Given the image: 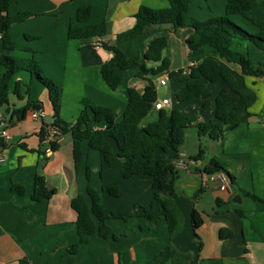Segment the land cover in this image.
Listing matches in <instances>:
<instances>
[{
    "label": "crops",
    "instance_id": "1",
    "mask_svg": "<svg viewBox=\"0 0 264 264\" xmlns=\"http://www.w3.org/2000/svg\"><path fill=\"white\" fill-rule=\"evenodd\" d=\"M249 1L254 16L264 22V0ZM83 6L91 8L86 24L103 23L105 37L102 41L111 43L118 34L132 29L139 7L160 10L168 6V0H10V16L22 12L33 15L12 25L8 33L15 47L19 46L17 48L23 52L25 49L32 51V54L26 52L28 54L24 57L33 58L44 76L59 88V118L73 123L81 110V100L87 99L110 109L118 122L126 106L127 88L143 93L147 82L135 76L138 72L135 67L119 72L121 83L116 91L108 89L101 78L100 68L110 60L111 53L103 48L83 47L81 41L67 38L68 26L76 23L77 9ZM224 12L225 0H189L188 15L196 21L222 16ZM230 18L247 31L257 32L239 16ZM192 32L189 28L174 30L170 25L149 26L138 37L121 44L120 49L128 58L140 57L141 63L142 55L153 39L165 37L167 46L163 56L166 57L167 49H182L183 53V49H187L185 40ZM233 49L245 52L252 61L264 62V52L252 45L235 42ZM199 51L201 58L191 63L216 58L233 74L238 84L255 92L256 102L247 111H238L239 126L225 132L222 140L213 142L207 137H198L196 132L197 141L191 148L184 145V138L177 152L158 155L171 160L176 169L173 180L175 205L182 215L183 228L171 243L178 252L190 255L188 264H264V117L260 116L264 111V76L242 75L238 66L218 59L209 47H202ZM2 53L5 52L0 49ZM191 63L186 62L181 72L175 75L180 90L189 78ZM145 66L150 69L158 64L149 62ZM4 71L0 68L1 75ZM169 71L173 69L169 67ZM164 73L152 79L157 93L163 88L159 80L165 78L167 83L168 75ZM218 82L221 85L216 91L207 86L210 84L201 83L203 91L209 94L206 110L202 109L205 101L202 98L201 101L199 98L184 101L186 103L181 108L178 103L182 102L174 100V93L179 90L172 91L169 97L158 93L157 100L169 98L170 106L166 109L176 108L185 116L196 118L197 122H208L212 120L214 98L224 88L223 82L215 83ZM16 88L20 97L15 93ZM11 95L16 101L11 100ZM30 103L41 106L44 113L41 120L29 117L32 110L27 111L21 120L12 114ZM8 104L7 109H0L11 137L10 143H0L3 157L0 161V264H17L22 258L32 264H147L164 250L169 243L164 217L160 216L156 221L143 217L144 212L158 211L149 177L128 179L133 188L137 184L141 185L139 188L147 184V192L133 190L129 198L125 199L121 194L115 198L105 191L106 187L114 182L124 184L120 183V177L123 182L128 181L123 178L121 162L120 167L119 162H115L120 160L118 157L106 165L96 151L89 150L83 143V162L76 172L70 134L59 137L56 140L58 149L46 154L47 144L39 134L52 123L53 111L47 90L29 74L19 73L13 77ZM156 114L157 111L153 110L143 123L154 121ZM151 117L153 119L148 120ZM89 125L93 129L105 127L93 122ZM212 160L232 178L230 181L227 174L219 172L228 179L229 190H222L218 180H205L207 174L203 170ZM114 166L117 173L113 176ZM86 167L92 170L90 178L92 174H98L101 179L95 184L96 189L101 190L100 202L115 213L131 216L126 221H107L118 240L94 235L87 238V243L79 244L77 215L71 201L83 196L90 203L86 190L88 185L91 187L92 180L89 183L86 180ZM36 177L43 178L48 190H55L49 200L41 203L31 197ZM13 185L22 187L25 193H14ZM158 193L167 195L165 191ZM193 210L202 218V224L195 231L191 225ZM76 244H79L78 249L71 254L69 249Z\"/></svg>",
    "mask_w": 264,
    "mask_h": 264
},
{
    "label": "trees",
    "instance_id": "2",
    "mask_svg": "<svg viewBox=\"0 0 264 264\" xmlns=\"http://www.w3.org/2000/svg\"><path fill=\"white\" fill-rule=\"evenodd\" d=\"M10 0H0V42L5 53L0 54V68H4L0 76V109L9 106V86L17 74L25 72L34 77L48 92L49 101L53 111L52 123L48 126L57 130V137L70 134L72 139V156L75 171L80 170L83 162L81 146L84 143L89 150L96 151L104 164L110 165L115 157L121 162L123 178L128 180L135 176H147L151 179L154 190V201L158 206L157 213L144 212L147 220L156 221L163 216L167 224L169 243L159 254L154 256L147 264H188L190 255L178 252L171 241L181 232L183 218L175 205V193L173 180L176 169L171 160L159 157V154L177 152L183 144L185 131L189 128L196 129L198 137H207L213 142L222 140L223 134L232 131L239 126L238 111H247L256 102L255 92L246 85H240L233 74L219 64L216 58H205L194 66L189 67V78L184 82L182 89L174 94V100L184 102L193 98H202V109L209 107V94L202 89L201 83L213 84L222 81L224 88L214 98V108L211 112L212 120L197 122L196 118H189L178 109L172 108L155 110L156 119L143 123L145 118L154 110L158 93L153 78L167 72L169 77L177 75L175 71H169L170 61L163 56L167 46L165 37H157L151 41L146 52L140 57L128 58L120 49V45L141 35L149 26L170 25L174 30L189 28L193 32L185 40V46L189 52H195L202 47H209L218 59L227 64L239 67L242 75L255 77L264 76V62L252 61L245 52L233 49L234 43H246L257 50L264 52V22L256 18L252 12L249 0H225L224 15L210 18L204 21H196L188 15L189 0H168V6L160 10H153L145 6L139 7L134 15L135 23L132 29L118 34L114 41L103 42L105 37V25H87L91 8L83 6L77 9L76 23L68 26L67 38L79 40L83 47L91 48L92 42L97 40L101 48L111 53V58L100 68V75L112 92L116 91L121 83L120 71L138 68L136 77L147 82L143 93H138L134 88L126 90V106L120 121H116V115L108 108L98 106L87 99L81 100V110L73 123H67L59 118V88L42 73L39 65L33 58H15L11 53L15 49V43L8 34L9 28L32 17L28 12L18 13L15 16L8 14ZM239 16L257 30L251 33L231 20V16ZM26 52L32 54L30 49ZM157 63L156 68H146V63ZM148 76V77H147ZM15 90L18 97L19 94ZM29 92L27 88L26 93ZM42 109L39 103H30L12 114L21 120L29 110ZM264 117V111L260 115ZM104 124V128L93 129L90 123ZM41 130L39 136L43 140L46 136V128ZM58 149L57 142L51 143V150ZM192 158H197L192 157ZM207 175L223 172L230 181L232 178L225 169L212 160L205 168ZM90 169L85 168V177L90 182ZM118 183L109 184L105 191L111 197H119ZM14 193L23 195L24 189L12 186ZM159 191H165L167 195H160ZM55 190L45 187L43 178L36 177L32 200L35 202L47 201L53 196ZM90 200L88 204L83 196L72 199L71 207L77 215L76 230L79 236V244L87 243L89 236H98L102 239L111 238L118 240L107 221L121 219L126 221L129 215L118 214L100 202L98 193L89 185L86 190ZM255 199V198H254ZM202 224L200 214L193 210L191 213V225L195 231ZM196 236V234H195ZM70 247L71 254L76 253L78 245ZM17 264H32L27 258H22Z\"/></svg>",
    "mask_w": 264,
    "mask_h": 264
},
{
    "label": "rangeland",
    "instance_id": "3",
    "mask_svg": "<svg viewBox=\"0 0 264 264\" xmlns=\"http://www.w3.org/2000/svg\"><path fill=\"white\" fill-rule=\"evenodd\" d=\"M9 31V30H8ZM9 34V33H8ZM17 46V45H16ZM19 47V46H17ZM17 47H15L14 51L11 53V55L15 58H25L24 56H26L28 53L26 52H23L22 49H18ZM0 49H3L2 47V44L0 42ZM130 49L127 50V52L129 51ZM183 53H182V49H167V51L165 52V55L166 57L169 59L170 61V67L171 69H173V71H175L176 73L178 72H181L182 68L185 66L184 65V61H186L187 63H191V62H194L198 59L201 58V53L199 50L195 51V52H189L188 49H183ZM31 57H27V59H29ZM251 58V57H250ZM252 59V58H251ZM21 74H24L26 75L25 72H22ZM183 74V72H182ZM181 74V76H182ZM1 75V74H0ZM163 75H168L167 73H164ZM178 75V74H177ZM168 77V80H167V83H166V86H164L163 88L165 89V94L164 96H167L169 97L171 95V92L172 91H180V85L177 83V76L175 77ZM220 85H221V82H218V83H215V84H210V85H207L209 87H211L212 90L216 91L220 88ZM175 94V93H174ZM11 100L13 101H16L15 98L11 95L10 96ZM197 99H194L193 101H196ZM198 101H201V99L199 98ZM186 103V102H182V103H178L179 106L181 108H183V104ZM201 109V108H200ZM153 117H151L150 119L148 120H152ZM186 134H185V146L187 148H191L192 145H193V142L197 141V138H196V130L194 128H189L187 129L186 131ZM116 161H120V160H115ZM119 167H120V162H119ZM92 171V170H91ZM112 175L114 176L116 173H117V170H116V167L114 166L112 171H111ZM92 180V185H91V188L94 189L98 195L100 196V189H96V185L95 184H99V182L101 181V179L99 178L98 174H92V177L90 178ZM144 179H148V178H144ZM120 183H124V184H121L119 185V193L125 197V199L128 197L131 196V191L133 190H136V191H139L140 193H143V192H147V184L146 185H142L141 188H139L141 185L137 184L136 186H134V188L132 187V184L130 182V180L128 181H125L123 182L122 181V178L120 177L119 179ZM141 190V191H140ZM151 193H152V189H151ZM106 194V192H105ZM106 196L108 197V195L106 194ZM124 201V198L123 200ZM131 216L129 215V218ZM128 218V219H129Z\"/></svg>",
    "mask_w": 264,
    "mask_h": 264
},
{
    "label": "built area",
    "instance_id": "4",
    "mask_svg": "<svg viewBox=\"0 0 264 264\" xmlns=\"http://www.w3.org/2000/svg\"><path fill=\"white\" fill-rule=\"evenodd\" d=\"M92 47H94V49H99L101 48V44L99 41L95 40L92 42ZM194 63H191L189 65V67L194 66ZM159 85L164 87L166 85V79L165 78H161L159 80ZM170 106V99L166 98V97H162L161 99H158L155 103H154V110H161V109H166ZM44 116V113L41 109L39 110H32L29 113V117L33 120H41ZM46 132V136L43 139V141L46 142L47 144V148H46V154L50 155L52 150H51V143L56 142V140L59 138L56 135L57 130L55 128H51L48 127L45 130ZM11 141V137L9 135V133L7 132L6 129V124L2 119V113L0 111V143L2 144H8ZM3 160V157L0 153V161ZM205 180H210V181H215L218 180L219 182H221L222 185V190H229L230 188V183L228 181V179L225 177V175L223 173H213L210 175H205Z\"/></svg>",
    "mask_w": 264,
    "mask_h": 264
},
{
    "label": "water",
    "instance_id": "5",
    "mask_svg": "<svg viewBox=\"0 0 264 264\" xmlns=\"http://www.w3.org/2000/svg\"><path fill=\"white\" fill-rule=\"evenodd\" d=\"M184 65H186V61H184ZM158 93L159 94H164L165 93V89L164 88L159 89ZM236 198H239V196H237Z\"/></svg>",
    "mask_w": 264,
    "mask_h": 264
}]
</instances>
